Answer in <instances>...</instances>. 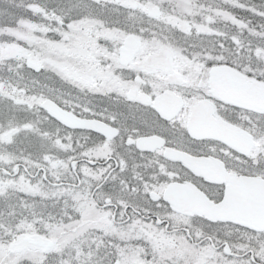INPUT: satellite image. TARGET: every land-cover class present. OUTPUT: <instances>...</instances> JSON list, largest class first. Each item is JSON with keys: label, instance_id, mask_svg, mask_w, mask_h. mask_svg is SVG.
Masks as SVG:
<instances>
[{"label": "snow or ice", "instance_id": "6c2138e0", "mask_svg": "<svg viewBox=\"0 0 264 264\" xmlns=\"http://www.w3.org/2000/svg\"><path fill=\"white\" fill-rule=\"evenodd\" d=\"M0 264H264V0H0Z\"/></svg>", "mask_w": 264, "mask_h": 264}]
</instances>
